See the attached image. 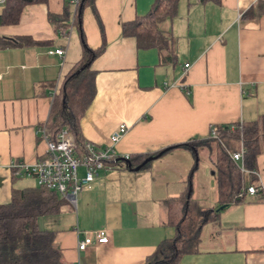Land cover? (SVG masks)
<instances>
[{
	"label": "crops",
	"instance_id": "0c3cea01",
	"mask_svg": "<svg viewBox=\"0 0 264 264\" xmlns=\"http://www.w3.org/2000/svg\"><path fill=\"white\" fill-rule=\"evenodd\" d=\"M154 1L91 0L78 8L80 25L74 8L67 11L68 34L76 24L88 47H99L103 39L106 44L91 64L95 93L79 121L83 139L105 147L119 124L127 130L113 145V161L77 194L76 205L38 220L41 228L55 232L63 264H144L162 240L174 235L165 200L184 193L195 155L169 149L139 170H129L117 158L152 156L205 139L213 126L250 123L264 114V0H186L184 7L178 0L176 14L163 24L176 41L173 64L163 63L157 48H139L134 37L121 35V24L146 15ZM50 14L48 3L28 4L17 24L0 26V204L9 202L12 189L36 185L32 177H13L10 165L32 164L44 154L37 127L46 122L53 92L78 50L68 44V34L53 29ZM16 36L39 44L2 45V38ZM58 47L66 50L62 58L48 52ZM214 158L209 148L210 173L202 180L211 190L213 208L220 205ZM199 167L198 160L190 180L191 197L198 201ZM255 172L263 199L247 193L244 201L221 209L217 223L202 227L199 251L184 255L179 264H264V153L257 156ZM25 179L33 183L22 185ZM100 229L108 243L77 249L82 233Z\"/></svg>",
	"mask_w": 264,
	"mask_h": 264
},
{
	"label": "trees",
	"instance_id": "16d2710c",
	"mask_svg": "<svg viewBox=\"0 0 264 264\" xmlns=\"http://www.w3.org/2000/svg\"><path fill=\"white\" fill-rule=\"evenodd\" d=\"M47 1L5 0L0 13V26L17 24L23 8L28 4H47ZM90 1L84 0L81 8ZM177 3L178 0H155L146 15L136 16L134 20L121 24V35L134 37L139 48H157L162 62L173 64L176 61V41L170 31L161 28V24L176 14ZM67 13L64 8L59 14L49 15L53 29L61 35L68 34L71 24L68 22ZM74 22L77 25L81 23L78 8L74 14ZM79 30L83 43L82 58L54 94L48 118L44 123L51 138L62 128H67L77 151H80L85 143L79 121L95 93V71L91 69V64L103 53L106 46L103 39L99 47H88L82 28ZM2 42L3 46L39 44L30 36L4 37ZM213 129L217 135L216 139L208 136L165 149L164 152L177 147L187 149L195 155L196 161L189 172L184 193L177 198L165 200L168 223L174 227V235L162 240L144 264H179L184 255L199 251L202 227L218 221L219 214L215 208L200 205L198 200L191 197L190 180L197 169L199 147L211 148L212 143L215 144L212 170L220 205L244 201L250 185L256 187L257 199H263L262 189L257 184L254 172L257 156L264 153V114L254 122L237 123L232 125V128L230 125H216ZM241 145L244 149V170L231 158V154L239 151ZM144 158L146 156H133L129 160L140 163ZM72 208L73 206L57 192L41 185L12 189L9 202L0 204V264H63L62 252L54 240L55 232L41 228L38 220L42 216L60 214Z\"/></svg>",
	"mask_w": 264,
	"mask_h": 264
},
{
	"label": "built area",
	"instance_id": "2783aa9c",
	"mask_svg": "<svg viewBox=\"0 0 264 264\" xmlns=\"http://www.w3.org/2000/svg\"><path fill=\"white\" fill-rule=\"evenodd\" d=\"M82 1L69 0V4L76 12L77 8H80ZM4 2L5 0H0V6ZM48 52L62 58L66 50L64 47H58ZM187 66L188 64H185V67ZM56 91L57 89L55 88L53 96ZM126 130L127 126L121 123L111 134L110 145L99 147L85 141L80 151H77L73 137L67 128H62L54 138H51L46 132L45 124H41L37 127V133L45 142L46 150L44 154L39 156L32 164H27L23 161L11 163L12 174L16 178H34L37 185L57 192L74 207L77 194L85 186H89L106 165L115 158L113 145ZM209 137L217 138L213 128L209 132ZM243 152L244 149L241 145L239 151L231 154L232 160L239 165L241 170H244L242 166ZM80 169L82 173H80ZM256 191L257 189L254 185H250L247 188L248 194H255ZM94 241L98 244L108 243L107 232L100 229L82 233L77 242V249L83 251L92 245Z\"/></svg>",
	"mask_w": 264,
	"mask_h": 264
},
{
	"label": "rangeland",
	"instance_id": "374dc122",
	"mask_svg": "<svg viewBox=\"0 0 264 264\" xmlns=\"http://www.w3.org/2000/svg\"><path fill=\"white\" fill-rule=\"evenodd\" d=\"M47 3L49 5V10H50L52 15H56V12L60 11V8H61L62 4L64 5L63 8H66V10L68 12H71L73 10L72 6L69 4V0H48ZM186 3H187L186 0H182L180 2V6L184 7V4H186ZM185 6H187V5H185ZM163 24H165V26H166L165 22ZM163 24H161V28L162 29H164V27H163L164 25ZM70 26H71V24H69V28H68L69 30H70ZM72 29H71L72 31L70 32V34H68V41L67 42H68V44L70 43L71 45H73V43H75L76 44V48L78 47V50H75V52H74L75 56H74V62H72V65H71V70L74 69L75 67H77L78 63L80 62V60L82 58V54H83V48H82L83 43H82V39H81V31L78 30V27H77L76 24L74 25V27ZM79 52H81V56H80V58L78 60L77 54ZM202 148H204V147H202ZM215 149H216L215 148V144L212 143L211 151H212L213 158L215 157ZM208 154H209V148L208 147L203 149L200 152V154H198L199 166H200L199 167V171H198V178L200 180V187H201L200 188V192H199L201 197H199L198 199H199L200 205L211 207V205H214L213 204L214 203L213 202V196L211 195V190L208 188L207 184L202 182V180L204 178L203 177L204 174L206 173L209 176V173H210V170L208 169L209 168ZM210 167L213 168L212 165H210ZM32 183H33V180L25 179V180H23L22 185H29V184H32ZM204 186H205L206 189L203 188ZM218 207L219 206L215 207V211H216V209ZM219 212L217 211L218 214H219ZM207 231H208V227L203 229V231H202V235H203L202 238L203 239L206 238L205 236L207 234Z\"/></svg>",
	"mask_w": 264,
	"mask_h": 264
},
{
	"label": "water",
	"instance_id": "95a60500",
	"mask_svg": "<svg viewBox=\"0 0 264 264\" xmlns=\"http://www.w3.org/2000/svg\"><path fill=\"white\" fill-rule=\"evenodd\" d=\"M164 151H165V149L161 150L160 152H158L155 155L148 156V157L144 158L139 164H137L134 167L132 166V163H131V161L128 158L119 157V158H117V161H123V162H125L126 165H127V167L129 168V170H139L142 167H144L148 162H150L153 159H156L159 156H161L164 153ZM226 206H227L226 204L225 205H219V207L216 209V211H220L221 209L225 208Z\"/></svg>",
	"mask_w": 264,
	"mask_h": 264
}]
</instances>
